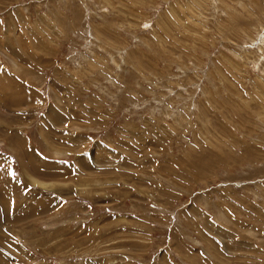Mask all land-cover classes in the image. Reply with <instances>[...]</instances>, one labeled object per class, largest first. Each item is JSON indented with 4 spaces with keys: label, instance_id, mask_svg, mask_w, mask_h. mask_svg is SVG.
<instances>
[{
    "label": "rangeland",
    "instance_id": "1",
    "mask_svg": "<svg viewBox=\"0 0 264 264\" xmlns=\"http://www.w3.org/2000/svg\"><path fill=\"white\" fill-rule=\"evenodd\" d=\"M0 264H264V0H0Z\"/></svg>",
    "mask_w": 264,
    "mask_h": 264
},
{
    "label": "bare ground",
    "instance_id": "2",
    "mask_svg": "<svg viewBox=\"0 0 264 264\" xmlns=\"http://www.w3.org/2000/svg\"><path fill=\"white\" fill-rule=\"evenodd\" d=\"M33 181V180H32ZM38 182H36V181H33V184H35V185H37V186H43L44 188L46 187V186H49V185H47V184H43V183H38ZM42 187V188H43Z\"/></svg>",
    "mask_w": 264,
    "mask_h": 264
}]
</instances>
